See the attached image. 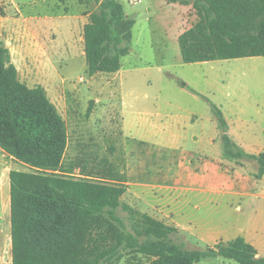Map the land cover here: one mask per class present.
Masks as SVG:
<instances>
[{
	"label": "rangeland",
	"instance_id": "obj_1",
	"mask_svg": "<svg viewBox=\"0 0 264 264\" xmlns=\"http://www.w3.org/2000/svg\"><path fill=\"white\" fill-rule=\"evenodd\" d=\"M119 1L135 26L131 51L123 58L121 75L117 77L98 74L91 78L87 74L86 59L81 55L83 30L78 23L66 28L72 32L71 36L62 38L65 44L71 43L70 53L66 51L68 48L61 47L62 44H53L57 37L53 39L51 31L43 37L37 36V20L35 23L34 20L38 15L87 16L97 10L93 0H0V36L13 54L21 80L30 87L42 86L65 119L69 134L67 158L97 152L115 160L126 175L127 192L123 202L176 227L180 232L177 241L187 249L206 250L221 241L243 237L253 228L254 222L264 224V198L257 196L264 193V179L256 176L258 165L254 161L231 165L223 159L222 132L208 100L217 105L234 129L243 132L250 153H258L259 147L264 145V57L186 64L179 43L175 41L198 21L192 5L173 4L169 0H142L136 4L133 0ZM24 19H33L34 27L29 45L21 48L14 33L26 27ZM15 20L22 23H14ZM164 28L170 34L169 41L176 46V53L170 56ZM62 53L66 55L61 57ZM30 63H33L34 73L29 71ZM123 96L127 99L128 111L132 110V100L135 111L146 109L154 114L193 115L194 121L186 128L184 151L160 153L154 145H137L127 139L123 130ZM152 119L158 120V117L153 115ZM203 152L211 155L212 162L224 171V174L219 173L223 193L197 197L190 194L184 213H179L181 197L175 200L177 193L134 185L138 180L150 185L161 184L162 172L177 171L178 160L187 162V155L198 157ZM162 155L164 160L161 161ZM189 160L194 162V169L199 167L196 158ZM11 170L30 171L0 149V201L1 190L9 184ZM243 186L248 190L247 197L229 191V194L224 193L226 189ZM4 206L8 212L3 213L2 219L0 209V248L3 264H9L12 247L7 199ZM238 206L241 211L237 210ZM195 225L202 234L195 232ZM261 255L264 256L262 248ZM126 260L120 264H128ZM145 264L148 263L145 261ZM197 264L238 263L215 257Z\"/></svg>",
	"mask_w": 264,
	"mask_h": 264
},
{
	"label": "trees",
	"instance_id": "obj_2",
	"mask_svg": "<svg viewBox=\"0 0 264 264\" xmlns=\"http://www.w3.org/2000/svg\"><path fill=\"white\" fill-rule=\"evenodd\" d=\"M93 1L97 10L83 30L87 74H115L131 51L135 21L119 0ZM169 2L192 5L198 16L179 37L184 63L264 57V0ZM208 101L222 132L223 159L255 161L256 176L264 177V153L237 145L222 111ZM68 146L57 106L42 86L21 80L0 36V149L30 169L9 173L12 264H197L215 257L264 264L244 237L187 249L176 227L123 202L126 175L115 160L97 152L67 158Z\"/></svg>",
	"mask_w": 264,
	"mask_h": 264
},
{
	"label": "crops",
	"instance_id": "obj_3",
	"mask_svg": "<svg viewBox=\"0 0 264 264\" xmlns=\"http://www.w3.org/2000/svg\"><path fill=\"white\" fill-rule=\"evenodd\" d=\"M173 4H179V3H173ZM90 15H91V13L88 14L87 16H81V17H74L71 14L59 15V16L55 15V14L38 15L37 18H35V20H34V23L37 20V23H35V24H37L36 25L37 26V36H38V38L43 37L44 35L47 34L48 31L49 32L51 31L53 33L51 35L53 37V39H54V37H57V40H55L53 44H55L56 46H57V44L58 45L62 44L61 47L63 48V46H65V48H68L67 50L65 49L67 51V53H70L71 51H69V49L71 47V43L65 44V42L62 41V38L66 37L65 35L69 36L72 33V32H70V30L67 31L66 28H68L70 26L72 27V24L76 22V23H78L79 27L82 26L81 28H82V30H84V26L88 23ZM20 20L23 21L22 18H20ZM20 20H15L14 23H17V24L20 23L21 24L22 22H20ZM24 20L27 22L26 27H24L22 30L21 29L15 30V33H14L17 41L19 43L21 42L20 44H22L21 48H24L25 46L29 45V42H30L29 37L31 36V33H32L31 32L32 27H34L33 22H32L33 19L32 20L24 19ZM57 20H60L63 22L60 23V22H57ZM22 25L24 26V24H22ZM164 34H165V38H166L165 39L166 40L165 45H166L167 49L169 50L168 55L169 56H170V54L173 55L176 53L175 43L177 41L179 43V37L182 34H180L177 37V40L175 41L174 44L173 43L171 44V42L169 41L170 34H169L168 30H165V28H164ZM81 42H82L83 47H84L83 35L81 37ZM172 46H173V48H172ZM12 55L13 54L11 53V56ZM64 55H66V54L62 53L61 57H63ZM81 55L83 57H85L84 56V50L81 52ZM122 60H123V58H122ZM12 61L16 65L18 72H19V68H18L16 62H14L13 59H12ZM29 65H30L29 71L31 73H34V70L32 69L33 63H30ZM40 67H41V69H43L42 66H40ZM54 68H56V67L54 66ZM121 69H122V67H121ZM46 74H47L46 75V80H47L48 73H46ZM104 75H111V74H104ZM120 75H121L120 71L115 73V77L120 76ZM95 76H92L91 78H93ZM23 82H25L27 84L26 81H23ZM130 103H131L130 109H132V110L128 111V108L126 109L127 99L125 96H123V105L125 106V112L123 113V130L125 133V137L127 139L132 140L137 145H138V143H139V145H146V144L154 145L158 148V151L160 153H163L165 151H169V153H177V152L184 151V147H185V144L187 142L186 128H187L189 122L194 121L193 115L192 116H189V114H186V115H170V114H163L162 112H158V113L154 114L152 112H149V110H146V109L144 111H138V110L135 111L132 108L134 105V102L131 100ZM153 115H156L158 117V120H153L152 119ZM228 125H229L228 133L232 137V139L237 143V145H239L241 148H243L247 153H250L248 143H247L246 139L244 138L243 132L239 128L234 129L233 125L229 121H228ZM195 140H198V139L196 138ZM258 150H259L258 153L254 154V155L264 153V145L259 147ZM142 153H140V154H142ZM250 154H252V153H250ZM204 156L207 159H202V157H204ZM186 157H187V162H183L182 161L183 159L178 160L176 162V163L179 162L177 164V166L179 167V169L177 171L174 170L173 172H171V170H169L167 174H165L164 172H162L160 174L161 182H162L161 184L156 183V185H150V183H148L146 181L138 180L134 185H136L137 187H140V188L143 187L145 189H147L148 187L154 186V187H158V189L162 192L177 193L178 195H177V198L175 200L179 201L180 197H181V200L178 202L179 206L181 204L180 207L178 206V208H180L179 213H182V212L184 213L185 205L188 201L187 196H190V194H193L194 197H197L201 194L204 195V194L223 193L222 192L223 189L221 187L222 185H219V176H220L219 173L224 174V171H223V169L222 170L219 169L216 162L215 163L212 162L211 155L203 152V153H200L198 155V157H195L194 155L190 156V154L187 155ZM190 157H194L198 160V166L199 167L194 169V162L189 160ZM159 158L161 161L164 160L163 155ZM227 162H229L231 165H235L234 162H230V161H227ZM255 164L257 166L256 162H255ZM132 171L133 170H131V173H132ZM262 179H264V177H262ZM228 191L230 193H234V194L238 195L239 197H247L248 196V190L246 189L245 186H243L240 189L238 187H234L233 189H226V191H224V193L229 194ZM257 196L264 198V193L257 194ZM6 199H7L8 207H9L10 206V181H9V184L7 186H5V188H3V190H1L0 209H1L2 219H4L3 213L5 211L8 212V209H6L4 206ZM237 210L241 211V206H238ZM172 212H175L174 207H172ZM10 217H11V210H10L9 218ZM189 224H191V223L189 222ZM251 226L253 228L248 229L243 234V237L246 239V241L251 243L257 249L259 256H262L261 255V248L264 249V224H259L257 222H254V225H251ZM190 227H191V225H190ZM194 230H195V232L202 234V231L201 230L199 231V229H198V227H196V225L194 226ZM186 231H188V229ZM260 232H263V234H261ZM2 257L3 256H2V248H1L0 249V264H3V261H2L3 258ZM8 263L9 264L12 263L11 255H10V259H9Z\"/></svg>",
	"mask_w": 264,
	"mask_h": 264
},
{
	"label": "built area",
	"instance_id": "obj_4",
	"mask_svg": "<svg viewBox=\"0 0 264 264\" xmlns=\"http://www.w3.org/2000/svg\"><path fill=\"white\" fill-rule=\"evenodd\" d=\"M142 0H133V2L136 3H140Z\"/></svg>",
	"mask_w": 264,
	"mask_h": 264
}]
</instances>
